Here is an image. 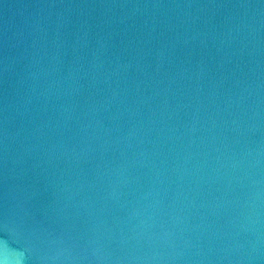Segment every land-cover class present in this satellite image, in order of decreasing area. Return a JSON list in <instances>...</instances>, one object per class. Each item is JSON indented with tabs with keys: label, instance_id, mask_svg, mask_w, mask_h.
<instances>
[{
	"label": "water",
	"instance_id": "obj_1",
	"mask_svg": "<svg viewBox=\"0 0 264 264\" xmlns=\"http://www.w3.org/2000/svg\"><path fill=\"white\" fill-rule=\"evenodd\" d=\"M0 264H264V0H0Z\"/></svg>",
	"mask_w": 264,
	"mask_h": 264
}]
</instances>
